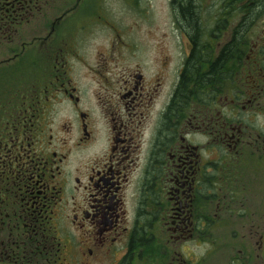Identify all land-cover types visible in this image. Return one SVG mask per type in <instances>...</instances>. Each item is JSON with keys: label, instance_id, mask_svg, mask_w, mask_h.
Returning a JSON list of instances; mask_svg holds the SVG:
<instances>
[{"label": "flooded vegetation", "instance_id": "flooded-vegetation-1", "mask_svg": "<svg viewBox=\"0 0 264 264\" xmlns=\"http://www.w3.org/2000/svg\"><path fill=\"white\" fill-rule=\"evenodd\" d=\"M151 11L0 0V264H264V0Z\"/></svg>", "mask_w": 264, "mask_h": 264}, {"label": "rangeland", "instance_id": "rangeland-1", "mask_svg": "<svg viewBox=\"0 0 264 264\" xmlns=\"http://www.w3.org/2000/svg\"><path fill=\"white\" fill-rule=\"evenodd\" d=\"M150 1V5L152 6L151 15L154 18H158L161 15L162 10L166 11V15L168 16V3L169 0H148ZM128 18V16H125ZM170 42V38L168 39Z\"/></svg>", "mask_w": 264, "mask_h": 264}, {"label": "trees", "instance_id": "trees-1", "mask_svg": "<svg viewBox=\"0 0 264 264\" xmlns=\"http://www.w3.org/2000/svg\"><path fill=\"white\" fill-rule=\"evenodd\" d=\"M230 50V55L231 56H233L235 53L233 52V51H235V47L234 46H230V48H229ZM233 72V71H232ZM231 72V73H232ZM222 74V72H216V71H213L212 69H210V82L214 79V78H216V77H218L219 75H221Z\"/></svg>", "mask_w": 264, "mask_h": 264}]
</instances>
